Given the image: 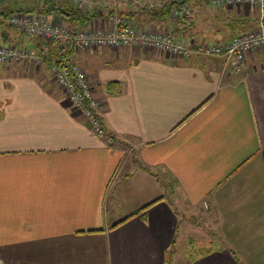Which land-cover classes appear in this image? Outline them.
<instances>
[{
    "label": "crops",
    "instance_id": "0c3cea01",
    "mask_svg": "<svg viewBox=\"0 0 264 264\" xmlns=\"http://www.w3.org/2000/svg\"><path fill=\"white\" fill-rule=\"evenodd\" d=\"M187 3L188 18L122 14L184 43L223 44L258 24L254 9ZM107 22L106 11L92 10L79 25ZM10 43L43 62L0 64V264L264 259V47L238 70L222 57L130 46L72 53L101 104L99 136L53 79L60 48L0 24V44ZM202 226L201 243L193 234Z\"/></svg>",
    "mask_w": 264,
    "mask_h": 264
},
{
    "label": "built area",
    "instance_id": "2783aa9c",
    "mask_svg": "<svg viewBox=\"0 0 264 264\" xmlns=\"http://www.w3.org/2000/svg\"><path fill=\"white\" fill-rule=\"evenodd\" d=\"M86 11H106L108 22L93 23L87 27L64 23L58 16L49 17L37 11H15L7 15V22L27 35H34L57 45L64 53L59 63L49 65L53 79L66 93L73 105L79 107L91 121L96 135H105L100 121V102L94 96L86 71L73 58L72 53L93 47H139L155 49L173 57L192 54L222 57L238 70L247 52L264 47V0H204L219 7L248 6L259 12L255 28L242 32L223 44L184 43L171 32L138 28L122 14L123 10H158L171 7V11L188 18L191 8L187 0H66ZM72 56V57H71ZM29 62L40 65L42 57L35 50L19 43L0 44V64Z\"/></svg>",
    "mask_w": 264,
    "mask_h": 264
},
{
    "label": "trees",
    "instance_id": "16d2710c",
    "mask_svg": "<svg viewBox=\"0 0 264 264\" xmlns=\"http://www.w3.org/2000/svg\"><path fill=\"white\" fill-rule=\"evenodd\" d=\"M15 11H37L38 13H41L44 15L56 14L58 17H64L67 23H74L77 25L86 21L89 18V13H90V11H86V10L74 7L73 5L68 3L66 0H35V2H33V4L29 5L28 7L22 4V6L18 7V9H15V10L13 8L12 9L0 8V24H8L7 15ZM153 11H171V7H163L158 10H153ZM60 51L62 52L61 48H60ZM118 86L119 85L117 81L108 82L109 88H114L115 90H117ZM150 204L151 203H148L145 206L138 209L137 211L124 217L123 219L115 223L113 226L125 221L132 215L139 213L140 211L148 207Z\"/></svg>",
    "mask_w": 264,
    "mask_h": 264
},
{
    "label": "rangeland",
    "instance_id": "374dc122",
    "mask_svg": "<svg viewBox=\"0 0 264 264\" xmlns=\"http://www.w3.org/2000/svg\"><path fill=\"white\" fill-rule=\"evenodd\" d=\"M9 6L11 7V8H18V7H20V6H22V4H20L18 1H16V0H13L12 2H10L9 3ZM236 7V6H235ZM243 7H246V8H249L248 6H240L239 8H243ZM3 8H8V7H3ZM2 8V9H3ZM251 9V8H250ZM255 10V9H254ZM202 11H209L208 9H203ZM45 40V39H44ZM48 42V41H47ZM50 43V42H49ZM33 50V49H32ZM78 52H81V51H78ZM76 54V53H75ZM31 64V63H30ZM32 65H34V64H32ZM203 226H205V225H203ZM200 227V228H198V230H196V232H194V234H193V238H194V240H201V243L203 242V241H205L204 239H205V237L207 238V236H206V227ZM207 234H208V232H207ZM213 240H215L213 243L214 244H219V242H218V239H217V237H213ZM258 264H264V259H259V261H258Z\"/></svg>",
    "mask_w": 264,
    "mask_h": 264
}]
</instances>
